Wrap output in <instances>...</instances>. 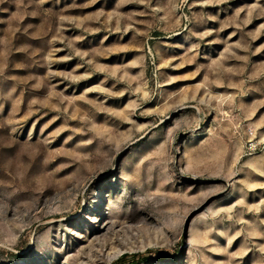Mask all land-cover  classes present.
<instances>
[{"label":"rangeland","instance_id":"1","mask_svg":"<svg viewBox=\"0 0 264 264\" xmlns=\"http://www.w3.org/2000/svg\"><path fill=\"white\" fill-rule=\"evenodd\" d=\"M0 264H264V0H0Z\"/></svg>","mask_w":264,"mask_h":264},{"label":"built area","instance_id":"2","mask_svg":"<svg viewBox=\"0 0 264 264\" xmlns=\"http://www.w3.org/2000/svg\"><path fill=\"white\" fill-rule=\"evenodd\" d=\"M250 133H252V131L250 130Z\"/></svg>","mask_w":264,"mask_h":264}]
</instances>
